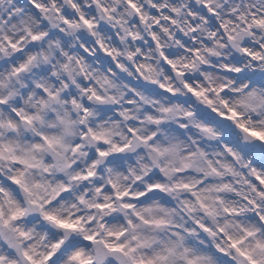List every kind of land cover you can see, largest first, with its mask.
<instances>
[{"label":"clouds","instance_id":"9594fccd","mask_svg":"<svg viewBox=\"0 0 264 264\" xmlns=\"http://www.w3.org/2000/svg\"><path fill=\"white\" fill-rule=\"evenodd\" d=\"M0 264H264V0H0Z\"/></svg>","mask_w":264,"mask_h":264}]
</instances>
